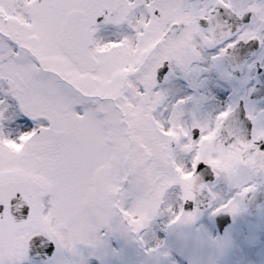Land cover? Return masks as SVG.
Returning <instances> with one entry per match:
<instances>
[{
	"label": "snow or ice",
	"instance_id": "6c2138e0",
	"mask_svg": "<svg viewBox=\"0 0 264 264\" xmlns=\"http://www.w3.org/2000/svg\"><path fill=\"white\" fill-rule=\"evenodd\" d=\"M0 264H264V0H0Z\"/></svg>",
	"mask_w": 264,
	"mask_h": 264
}]
</instances>
